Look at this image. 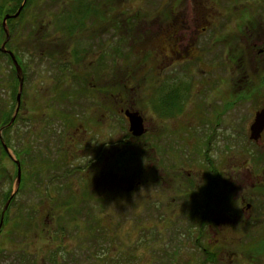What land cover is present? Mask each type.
Masks as SVG:
<instances>
[{
	"label": "rangeland",
	"instance_id": "374dc122",
	"mask_svg": "<svg viewBox=\"0 0 264 264\" xmlns=\"http://www.w3.org/2000/svg\"><path fill=\"white\" fill-rule=\"evenodd\" d=\"M200 1L38 0V6H32L27 18L18 23L22 30L26 29L27 35L32 32L31 43H27V47L32 49L27 53V63L32 62V58H38L43 48L56 55L55 61L44 58L39 62L37 59L36 63H32L29 72L27 71L19 111L16 109L17 114L20 113V119L18 126L12 130L13 147L9 150L11 158L5 160L3 166L10 180L0 178V212L7 211L5 208L10 200L7 204H2V197L7 191H11L10 197L13 199L17 195L20 204L18 210L11 213L12 220L14 217L23 221L24 215L36 210L44 228L37 230L32 236L24 234L22 230V234H16L12 239L3 226L0 231V264H22L23 257L38 264H52L49 262V249L51 254L56 252V262L53 264H210L206 263L198 249L194 235L196 224L181 221L179 216H174L175 203L169 205L167 210L153 203L154 198L160 197L163 183L159 181L152 186L145 183L149 165L143 143L136 141L129 146L118 145L119 151L115 152L116 139L111 138L115 123L114 120L106 119L108 112L112 111L101 108L104 103L111 105V99H104L100 103L101 100L93 89L94 86L103 87V84L111 85L112 82H119L121 87L126 86L129 78L131 79L130 75L136 72L139 78L133 84L130 103L134 101L136 107L143 110L147 94L145 76L149 78L147 81H151V87H155L163 80L168 81V85L176 83L175 74L183 77L189 75L180 102L184 114L182 121L179 118L176 123L179 124L178 127L183 125L188 128L195 125V130H201L202 127L197 124L196 107L208 105L210 98L204 100L200 95L196 97V68L191 60H166L159 46L163 35L161 30L167 26L163 14L170 15L175 9L176 14L172 17L178 16L177 10L185 12ZM229 1L210 0L211 4L208 0L206 2L209 3L208 6L223 8L229 5ZM261 1L264 3V0H248L247 6L256 7ZM83 3H91L95 9L103 7V10L108 9V13L113 15L118 12L119 15L111 19L110 14H104L103 20L99 17L93 18L91 24L88 20L71 25L56 24L59 21L57 14L68 16L79 13ZM64 10L68 13H61ZM83 19L85 18L78 20ZM79 23L83 25L79 27ZM167 23L169 27L172 25L169 20ZM74 27L72 32L70 28ZM41 29L45 34H41ZM46 35H49V39L40 41ZM177 44L182 50L189 41L181 38ZM76 52L80 54L79 59L82 58L78 65L75 64L77 59L73 58ZM6 61L4 58L0 60V98L4 103L11 101V92H7L11 68ZM79 73L90 79L87 89L80 85ZM61 79L64 81L59 83ZM187 86L189 89H186ZM59 92L67 94L62 101H56ZM259 100L264 103V94L263 98L258 97L257 101ZM254 109L255 105L250 101L244 103L240 109L232 110L231 122L226 128L227 135H231L228 144L231 147L233 166L236 164L241 169L245 158L251 155V151H256L258 164L264 170V147L257 148L247 138L246 133L249 129L247 120ZM145 112L150 119L152 112ZM64 116L71 123H63ZM29 117H32L30 122ZM216 129L218 133H222L225 127ZM123 147L130 151L122 153ZM122 156L127 161L125 167L118 163ZM30 158L42 161L40 163L47 168L34 175L30 173L32 168L27 169L24 190L19 193L21 182L17 183V165L14 159L20 162L29 161ZM70 171L72 175H69ZM246 171L247 169H242L243 173ZM85 176H88V181L83 180ZM243 183V192L256 195L257 191L251 190L247 181ZM169 188L167 182L165 189ZM49 191L53 197L48 196ZM150 191L153 193L152 197ZM86 192L95 199L84 204L92 206L96 218L105 221L104 234L93 233L91 237L85 236L87 219L82 215L71 216L67 210V204L80 201L81 195ZM239 194L236 189L231 194V203L225 207L216 205L215 217H220L221 213L241 214ZM263 200L264 192L260 197L255 196L248 200V203L254 204L253 215L258 206L263 208L257 209V214L260 211L264 213ZM57 207H61V210L57 211ZM54 212L58 214L55 215ZM164 214H167V218H164ZM75 218L81 224L80 228L75 224L73 226ZM239 225L237 223V228H234V237L227 240L233 242L226 244V247L232 249L233 255L217 254L216 264H257L254 255L243 256L241 249L248 245L255 253L256 239H248L249 244L244 239H238L240 233L256 232L257 224L252 222L246 227ZM21 228L24 229V225ZM47 231L57 233L59 237V240L53 239L50 248L45 243L47 239L44 235Z\"/></svg>",
	"mask_w": 264,
	"mask_h": 264
},
{
	"label": "flooded vegetation",
	"instance_id": "af4514ba",
	"mask_svg": "<svg viewBox=\"0 0 264 264\" xmlns=\"http://www.w3.org/2000/svg\"><path fill=\"white\" fill-rule=\"evenodd\" d=\"M206 1L201 0L185 12L177 10L178 16L172 17L176 14L175 9L170 15L164 13L167 26L161 30L163 35L159 45L166 60H191L196 68V97L200 95L204 100L210 98L208 105L196 107L197 124L202 127L201 130H195L194 125L188 126L191 129L188 131L187 127H178L176 123L179 118L182 121L184 114L180 102L189 75L183 77L175 74L176 83L168 85V81L163 80L155 87H151V81H147L149 78L145 76L147 94L144 110L136 107L134 101L130 103L133 84L139 78L136 72L130 75L132 80L129 78L126 86L121 87L119 82H113L111 96L102 93L103 87L94 86L93 89L99 95L100 103L109 97L113 101L108 105L112 113L108 112L106 119L114 120L115 123L111 137L116 139L115 152L119 151L118 145L121 142V145H130L136 141L143 143L149 165L145 183L151 186L159 181L163 183L162 193L159 198L153 199V203L160 205L163 210L175 203L174 216H179L181 221L196 224L194 235L199 251L205 255H233L232 249L226 247V244L233 242L227 240L234 237L232 235L236 233V224L246 227L255 222L257 231L240 233L238 239H244L246 244L250 243L248 239H256V254L247 245L241 247L243 256L254 253L257 264H264V213L260 211L257 214V209L262 210L263 207L258 206L253 215L254 204L248 203L249 199L260 197L264 192V170L258 164L256 151L250 152L251 155L245 158L241 169L236 164L233 166L231 147L228 144L231 135H227L226 129L231 122L232 110L240 109L244 103L252 101L255 109L247 120V138L257 148L264 147V132L260 142L250 137L256 114L264 109V103L257 101L264 94V3L261 1L256 7H249L248 0H230L226 7L214 8L208 6L210 0L209 3ZM104 14H110L111 19L119 15L118 12L114 15L108 13V9L103 10V7L86 8L83 13L88 16L86 20L90 24L93 18L103 20ZM167 20L172 22L170 27ZM177 37L189 41L186 48L179 49L177 41L180 39L177 40ZM169 98L174 101H168ZM145 110L152 112L150 119L144 113ZM128 112L139 113L142 117L144 135L137 137L131 132ZM222 126L225 129L218 133L216 128ZM244 168L247 171L243 173ZM244 181L248 182L251 190L257 191L256 195L243 192ZM167 182L169 189H165ZM236 189L241 196L238 199L241 214L221 213L220 217H215V206L225 207L231 203V194ZM152 195L150 191V197ZM164 216L167 218V214Z\"/></svg>",
	"mask_w": 264,
	"mask_h": 264
},
{
	"label": "trees",
	"instance_id": "16d2710c",
	"mask_svg": "<svg viewBox=\"0 0 264 264\" xmlns=\"http://www.w3.org/2000/svg\"><path fill=\"white\" fill-rule=\"evenodd\" d=\"M37 1L38 0H26V3L23 7L21 14L17 18H10L7 20V33H6L4 26H3L4 18L8 15L13 16V15L17 14V12L21 8L22 4L24 3V0H0V60L3 58L5 60H7L6 62L9 64V66L11 68L10 75H9V79H10L9 80V89L7 90V92H11V94H10L11 95V99H10L11 101H9L8 103L7 102L4 103V100L2 98H0V133H1L0 134V178L4 177L3 179L8 178V180H10V176H9V174H7L8 176H6L5 171L3 170V166H4V161L9 160L11 158V156L8 154V152H6L3 144H5L9 150L13 147V145L11 144L12 138H13L12 137V130L18 126V121L20 119V113H18L17 116L15 117L14 122H12V120L14 119V116H15L16 109L18 107L17 96L19 94L20 80H19V76H18L16 67L13 63L11 56L9 54L3 52V50H2L3 44H5V49L7 51H10L13 53L18 64L20 65L21 70H22V78L24 79V82L27 80L26 74H27V71L29 72V69L32 66V63L33 64L36 63L37 59L40 62V60H43L44 58H48L50 60L55 61V55H56L55 53L49 52L48 50L43 48L42 49L43 51H41L38 54V56H37L38 58H34V59L32 58L31 59L32 62H30V63L26 62V59H28V57H29L27 55V53L32 51L31 47H27V43L28 44L31 43V38H32L31 33L32 32L27 35L26 29L24 28V30H22V27L19 26L18 23L27 18V16L32 11L31 10L32 6H34V5L38 6ZM75 1L79 2V0H75ZM85 4L82 6L83 7L82 10L79 13H74V15L68 14V16H62V14H60V13H59V15L57 14V16L59 17V21L57 20L56 24L62 23L63 25L64 24L71 25V24H76L77 22H82V21L86 20L88 18V16L83 15V13L85 12L86 8H93V4H91V3L86 4V5ZM93 9H95V8H93ZM61 13H68V12H66V10H64L63 12L61 11ZM37 17H36V19L39 18V17L38 18ZM79 18H85V19L78 20ZM82 25L83 24L79 23V27H81ZM74 29H75V27L72 29L70 28V30H72V32L74 31ZM42 33L45 34V32L43 30L41 31V34ZM61 37H64V36L61 35ZM46 39H49V35H46V37L43 36V38H41L40 41H46ZM126 57L128 58V56H126ZM73 58L77 59L75 61V64H77V65L82 60V58L79 59L80 54L77 52L73 55ZM78 59H79V61H78ZM61 70H63V68ZM62 75H64V74L62 73ZM78 75H79L78 81H79L80 85L86 87V89H87V87L90 86L89 85L90 79L88 77H86L84 74L79 73ZM63 81H64V79H61L59 81V83L63 82ZM113 85H114L113 82L111 85L110 84L109 85L103 84L102 93L107 94V96L108 95L111 96V94H112L111 88H113ZM186 89H189V87H187ZM55 90L57 91V88H55ZM94 92L96 93V91H94ZM25 95H26V93H25ZM96 95L99 97L98 94H96ZM23 96H24V93H23ZM65 97H67V94H63V93L59 92V97L56 99V101H62ZM110 99L111 98L109 97L108 100H110ZM172 100L174 101L173 98H169L168 101H172ZM110 101L112 104V100H110ZM101 108L105 109L107 111L108 110L111 111V109H112L111 106L107 105V103L102 104ZM142 109L144 110V107ZM38 113H40V112H38ZM28 120H29V122L32 121V117L31 118L29 117ZM62 121H63V123H67L68 121L71 123V121L67 118V116H64L62 118ZM18 135H19V133H17V136ZM122 143L123 142H121L120 145ZM125 145L129 146L128 143ZM126 151H128L126 147H123L121 149L122 153H125ZM97 155H100V153L99 154L97 153ZM17 159H18V155H17ZM40 162H42V161H40ZM40 162L35 161L32 158H30L29 161H20V164H22L21 165V169H22V177L21 178L22 179H21V185L18 188L19 193L22 190H24V186H25L24 182H25V179H27L24 175L26 174L25 172L27 169L32 168V171L30 173H31V175H34L35 173L40 174L39 173L40 170L44 171L43 169L47 168V167L43 166L44 165L43 163H40ZM118 163H119V166L125 167L127 164V161H125L123 156H122V157H120V161ZM39 167L42 169H39ZM69 175H72V171H70ZM84 179L87 181L89 180L88 176H85L83 178V180ZM10 196H11V191H7L5 194H3L2 204L3 203L7 204V202L11 199ZM48 196L53 197V195L50 191L48 192ZM94 199H95L94 197H92L90 194H88V192H86V193H84V195H81L80 201H78L79 203L78 202H76V203L70 202L69 204H67V205H69L67 210L70 211L69 213H71V216L82 215L83 218L87 219V221H86L87 234L85 235L87 237H91L93 235V233H96V234L97 233H103L104 234L103 229H104V222L105 221H103L101 219H97L95 216V211H94L95 209L88 204H84V203L89 202L90 200H94ZM19 207H20V204L18 202V196L16 195L15 197H13V199H11L10 204L8 206V209L4 213V215H3L2 210L0 212V227H1L0 231H2V227L4 226V228H6L8 230V234L10 235V237L12 239L14 238V236L16 234H22V232H21L22 230H23L24 234H29L32 236V235L36 234L35 232L37 230H41L42 228H44V226H43L44 223H41L40 218L37 217V211L36 210L33 212L31 211V213H28L27 215H24L25 219H23V221H20L18 218H14V217L12 220L11 213L14 210H18ZM56 210L60 211L61 207H57ZM55 212H54V214L57 215L58 212L57 213H55ZM2 221H3V223H2ZM73 222H74L73 226L75 224V226L77 228L81 227V224L78 223L79 222L78 219L75 218L73 220ZM1 223H2V225H1ZM39 223H41L42 226H40ZM22 225H24V227H25L24 229L21 228ZM67 229H68V226H67ZM99 236H102V235L99 234ZM44 237H46V239H47V241L45 242L47 248H50V243L52 244L53 239L59 240L57 233H51V231L50 232L47 231V233H45ZM50 240H51V242H50ZM198 249H199V247H198ZM51 253L52 252L49 249V262L53 264L56 262V260H55L56 252L54 254H51ZM255 254H256V251H255ZM251 255H254V253L250 254L249 256H251ZM202 256H204V258H206L205 259L206 263L216 264L218 261L217 253L208 254V255L202 254ZM21 261H22V264H38L37 262L35 263L34 260H31V261L27 260L25 257H23V259H21ZM97 264H99V263H97Z\"/></svg>",
	"mask_w": 264,
	"mask_h": 264
},
{
	"label": "water",
	"instance_id": "95a60500",
	"mask_svg": "<svg viewBox=\"0 0 264 264\" xmlns=\"http://www.w3.org/2000/svg\"><path fill=\"white\" fill-rule=\"evenodd\" d=\"M25 3H26V0H24V3L22 4V6L19 9V11L17 12V14H15L13 16H9L8 15V16H6L4 18L3 26H4V29H5L6 33H7V20L10 19V18H17L21 14ZM2 50H3V52H5V53H7V54H9L11 56V58L13 60V63L15 65V67H16L18 76H19L20 87H19V94L17 96V100H18L17 112H18L19 111L20 102H21V97H22L23 85H24V80L22 78V70H21V67L18 64L16 58L14 57L13 53L10 52V51H7L5 49V44H3ZM17 112H16L15 116L17 115ZM127 116H128V118L130 120V130H131V132L137 137L144 135V133H145L144 122H143L142 117L139 115V113H129L128 112ZM14 120H15V118L12 120V122H14ZM263 132H264V109L262 111H259L256 114L255 121H254L253 125L251 126V136H250L251 140L256 141V142H260ZM3 145H4V148H5L6 152H8V154L10 155L8 147L5 144H3ZM14 161H15V163L17 165V176H18L17 183L20 184L21 177H22L21 164H20L19 161L15 160V159H14ZM11 199H10V201H11ZM10 201L8 202L5 210H7ZM3 215H4V212H3ZM2 223H3V221H2ZM2 223H1V225H2ZM0 230H1V227H0Z\"/></svg>",
	"mask_w": 264,
	"mask_h": 264
}]
</instances>
